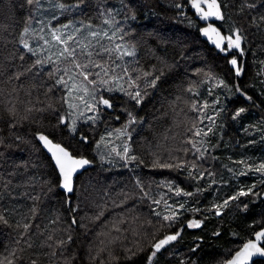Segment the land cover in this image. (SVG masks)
Here are the masks:
<instances>
[{
  "label": "trees",
  "instance_id": "16d2710c",
  "mask_svg": "<svg viewBox=\"0 0 264 264\" xmlns=\"http://www.w3.org/2000/svg\"><path fill=\"white\" fill-rule=\"evenodd\" d=\"M40 1L0 0V264H224L264 226V181L244 196L227 187L224 198L207 203L196 191L201 186L195 167L208 171L213 163L222 167L231 155L246 158L254 131L262 132L255 146L264 155V0H218L217 28L242 37L241 48L231 53L218 52L201 38L204 24L192 0H56L66 6L62 22L101 25L118 7L121 39L137 49L124 71L131 93H104L110 106L102 119L82 124L76 134L65 121L67 91L57 82L54 65L45 70L36 64L37 57L20 42ZM234 57L239 75L230 63ZM97 59L116 63L106 53ZM213 78L239 99L226 100L228 114L219 113L220 125L214 128L220 150L208 152V163H202L194 148L201 127L197 103ZM135 91L140 96L134 97ZM245 107L237 123L234 117ZM247 116L261 127H251ZM109 127L128 129V160L119 165L100 163L96 156ZM40 135L92 163L77 177L71 204ZM241 147L247 154L241 156ZM170 182L195 192L193 202L202 206L165 220L158 212L173 197L165 193ZM225 200L231 203L217 216ZM193 218L200 227L188 226ZM176 233L177 239L149 260L153 246Z\"/></svg>",
  "mask_w": 264,
  "mask_h": 264
},
{
  "label": "rangeland",
  "instance_id": "374dc122",
  "mask_svg": "<svg viewBox=\"0 0 264 264\" xmlns=\"http://www.w3.org/2000/svg\"><path fill=\"white\" fill-rule=\"evenodd\" d=\"M60 5L63 4L56 0H41L34 10V21L26 28L28 29L26 35L24 31L22 32L20 42L23 46L22 39L27 40L33 49L31 53L42 61L40 65L42 67L54 65L58 79L60 80L63 77L64 83L60 84L67 91V115L65 121L69 125L71 133L76 134L82 124H96L102 119V114L109 105L103 103L106 100L103 96L104 93H131L130 83L125 81L128 78L124 75V71L128 61L137 57V49L131 47L121 39V29L116 16L119 13L118 7L115 8L116 15L111 12L107 15V19L103 24L95 25L81 20H65L62 22V17L66 14L67 10L66 6L61 8ZM217 20L220 21V19ZM92 33H97V35L93 36ZM235 33L225 34L235 38ZM57 36L60 37L59 40L55 38ZM68 37H71V39H68ZM65 40H67L66 44L63 42ZM66 48H75L76 61L80 64H88V68L85 71L92 74L88 76L87 80L79 75L81 69L75 68L71 62V58L66 60L61 55V52ZM234 49L226 48L225 52L231 53ZM89 53L91 55H88ZM105 53L115 56L116 60L115 64H101L109 69L107 75L100 68L94 67V63L99 64L97 56ZM128 53L133 54L129 55ZM64 55L66 56L67 52ZM235 59L238 61L237 66H234L236 68L239 66V60L238 58ZM65 69H68L67 74H65ZM110 70H113L114 74ZM96 73H99V75H96ZM262 78L264 79V73L262 74ZM210 83L211 85L207 90L203 91L205 97H202L197 103V109L200 111L201 127L200 134L195 140L194 148L202 163L207 162L208 152H216L219 149V145L221 146V141L219 138H216L215 133L217 131L214 128L217 127L220 121L218 117L219 113H222V115L228 114L226 100L229 102L239 99L238 94L234 96L229 87H224L225 83L221 79L213 78L210 80ZM136 93L137 91L133 93L134 97ZM215 94L216 98L214 97ZM246 109L247 107H245L243 112H246ZM231 112H234V109ZM243 112L238 116L236 115L234 121L241 118ZM247 117L251 121V123L248 122L251 127L254 129L261 127L256 122H253L250 116ZM261 133L255 131L250 133L249 143L251 145L248 154L245 151V147H241L240 154L243 156L246 152V158L242 157L238 159L231 155L229 159L222 163V167L215 166L213 163L209 165L211 170L208 171L201 166L195 167L196 182L201 186L196 191H199L205 202L210 203L220 196L224 198L227 187L231 189L235 186V194L241 191L250 193L249 189L252 190L260 180H264V170H257L261 164H264V155L260 156L261 153H257L258 147L255 146L256 137ZM125 149H127V152ZM128 150V129L126 127H109L101 135L97 143L96 156L100 163L119 165L128 160ZM236 164L238 167L235 166ZM221 179H224V181ZM137 183L141 186L139 180ZM164 187L165 193L170 194L171 192L173 194L170 200L166 198L164 202L166 205L163 210H160L161 212H158L164 217L169 216L173 217L170 220H176L182 216L181 212H193L192 210L202 206L201 204L196 205L193 202H196L195 198L197 195H195V192L173 188L172 182L165 183ZM178 190L179 195H177ZM186 193H190V195H186ZM68 198V203L70 201L71 204L70 196ZM229 203L226 206L218 207L216 215L222 217ZM218 212L219 214H217ZM192 220L196 219L193 218L187 223L189 224ZM174 241L169 242L167 245ZM163 247H166V245Z\"/></svg>",
  "mask_w": 264,
  "mask_h": 264
},
{
  "label": "snow or ice",
  "instance_id": "6c2138e0",
  "mask_svg": "<svg viewBox=\"0 0 264 264\" xmlns=\"http://www.w3.org/2000/svg\"><path fill=\"white\" fill-rule=\"evenodd\" d=\"M32 2H33V0H28V3H32ZM201 3L208 5V11H205L201 7ZM192 4H193V7H195L198 11L201 12L204 19H208L209 17H216L218 19L222 18L220 4H219L218 0H192ZM252 6L253 5H249V7H252ZM60 7L63 8L64 5H60ZM178 7H179V5H178ZM262 19H264V17H262ZM203 31H204L205 35H208L211 32L217 36V40L213 41L214 43L217 44V47L221 46L220 41L226 40L228 49H231V48L240 49L241 48L242 37L239 35L238 31L235 33V38H233V36H231V35H229L227 37L222 36L218 32V30L216 28L212 27L211 25H209V27L203 29ZM24 32L26 35L28 32V29H25ZM92 35L95 36V35H97V33H92ZM55 38L57 40L60 39L59 36H57ZM68 39H71V37H68ZM63 42L66 44L67 40H65ZM22 43H23L24 48L28 49L30 52L33 51V49L30 47L27 40L22 39ZM221 50H225V49L222 48ZM106 51H107V49H106ZM65 52H67L66 56L64 55ZM75 52H76L75 48H72V49L66 48L63 52H61V55L64 56V58L66 60L71 58V62L74 64L75 68L81 69V71L79 72V75L83 76L84 79L87 80L88 76L91 75L92 73L85 71L88 68V64H80L76 61ZM128 54L132 55L133 53H128ZM88 55H91V53H89ZM40 63H42V61H40V60L36 61V64H40ZM230 63L233 66H237L238 61L234 58L230 61ZM94 67L100 68L105 73V75L108 74L109 69L105 68L103 65L94 63ZM64 71H65V74H67L68 69H65ZM241 71H242V69L240 67H236V74L237 75H239L241 73ZM96 75H99V73H96ZM57 82L58 83H64L63 77H61L60 80ZM154 83H155V81H153L152 86H154ZM136 96L137 97L140 96V93L137 92ZM249 99H250V97H249ZM139 102L140 101L138 100L137 103H139ZM103 103L105 105H108L109 102L107 100H104ZM243 111H244L243 108L239 109L237 111L236 115L238 116ZM195 134L199 135L200 133L196 132ZM39 139L44 142L45 146L48 147V150L52 153V156L55 159V163L58 166L60 174L63 178L62 187L64 189H66L68 192H71L72 191V183H71L72 182V174L76 171L77 167H82L83 165L88 164L89 161L77 160V159L73 158L70 155V153L67 152L66 149L61 147L59 144H53L52 141L49 140L48 137H46L44 135H40ZM125 151L127 152V149H125ZM130 159L136 160V157L132 156ZM160 166L161 167H172V165H168V164H163ZM257 170H264V164H261ZM250 191H251V189H249V192ZM179 194L180 193L178 190L177 195H179ZM248 194H249L248 192L241 191L240 193H238V196H244V195H248ZM186 195H190V193H186ZM238 196H233V197H231V199L235 200L238 198ZM156 202L158 203L159 201H156ZM228 203H229V201L225 200L224 205L218 206V207L226 206ZM181 207H183V206L181 205ZM217 214H219V212ZM3 219L4 218L2 216H0V220H3ZM164 219L170 220V219H173V217L165 216ZM4 222L7 223L6 220H4ZM73 222H75V221H73ZM201 223L202 222L199 220H192L189 222L188 226L193 227V228L200 227ZM178 235H179V233L166 236L164 239H162L158 243H156L153 246L155 251H153L150 254L149 260L151 259L152 256H155L156 253L159 252L163 246L167 245L171 241L176 240ZM262 244H264V229H262L259 232H256L254 234V238L249 239L247 242H245L243 244V246L238 251H236L230 259H227L224 261V264H249V262L252 260L253 257L264 258V246H261Z\"/></svg>",
  "mask_w": 264,
  "mask_h": 264
},
{
  "label": "water",
  "instance_id": "95a60500",
  "mask_svg": "<svg viewBox=\"0 0 264 264\" xmlns=\"http://www.w3.org/2000/svg\"><path fill=\"white\" fill-rule=\"evenodd\" d=\"M201 7H202L205 11H208V5H207V4L201 3ZM220 9H221V6H220ZM197 16L200 17L201 21H202L203 24H204L203 27H201V29H200V36H201V38H202L203 40H205L206 42L210 43V44H211V45H212V46H213L218 52H222V51H224V50H221V49H222V48H223V49L226 48V46H227V41H226V40H224V41H220V45H221V46H220V47H217V44L213 42V41L217 40V36H216L214 33H211V32H210L208 35H205V34H204V31H203V29H205V28L209 27V25H211L212 27L216 28V29L218 30V32H219L222 36L227 37V35H226L225 33H223L222 31H220V30L217 28V26H216V24H215V21H216L217 18H216V17H209L208 19H204L203 16H202V14H201V12L198 11V10H197ZM44 136H46V135H44ZM46 137H48V136H46ZM48 139L51 140L53 144H59V143L54 142V141H53L52 139H50L49 137H48ZM40 143H41L42 148H43L44 151L46 152V154H47V155L51 158V160L53 161L54 166L56 167V169H57V171H58V173H59V175H60V178H61L60 188H61V190H62L67 196H71V195H73L74 192H75L76 179H77V177H79V176L82 175L84 172H86V171L91 167V165H92L90 159H89V158H85V157H77V156H74V155L71 153V151H69L65 146H63L62 144H59L61 147H63L64 149H66L67 152L70 153V155H71L73 158H75V159H77V160H87V161H89L88 164H85V165H83L82 167H77V168H76V171L72 174V182H71V183H72V191H71V192H68L66 189H64V188L62 187V184H63V178H62V176H61V174H60V171H59L58 166H57L56 163H55V159L53 158L52 153L48 150V147L45 146V144H44L43 141L40 140ZM262 197H263V199H264V193H263ZM69 204H70V201H69ZM262 229H264V226H263L262 228H260L257 232L261 231ZM253 238H254V236H253ZM253 238H252V239H253ZM261 246H263V244H262ZM237 251H238V250H237ZM232 256H233V255H232ZM260 260H263V261H264V258H262V257H253L252 260L249 262V264H255L257 261H260Z\"/></svg>",
  "mask_w": 264,
  "mask_h": 264
},
{
  "label": "bare ground",
  "instance_id": "6f19581e",
  "mask_svg": "<svg viewBox=\"0 0 264 264\" xmlns=\"http://www.w3.org/2000/svg\"><path fill=\"white\" fill-rule=\"evenodd\" d=\"M20 35H21V34H20ZM17 46H18V45H17ZM18 48H19V46H18ZM23 48H24V47H23ZM23 48H22V49H23ZM24 49H26V48H24ZM20 50H21V49H20ZM21 52L24 53V51H21ZM26 54H27V53H26ZM25 56H26V55H25ZM25 56H24V54H23V57H25ZM28 56H29V55H28ZM23 57H22V59H23ZM29 58H30V57H29ZM33 58H34V57H33ZM25 59H28L27 56L25 57ZM25 59H23V60L26 61V62H31V60H32V59H29L30 61H27V60H25ZM37 60H39V59H37ZM34 61H36V59H34ZM34 61H33V62H34ZM38 65H39V64H38ZM40 66H42V65H40ZM40 66H39V67H40ZM46 67H47V66H44L45 70H46ZM49 67H50V65H49ZM37 68H38V67H37ZM40 69H41V68H40ZM41 70H42V72H44L43 69H41ZM38 71H39V68H38ZM45 72H46V71H45ZM38 74H39V76L41 75V73H39V72H38ZM235 118H236V117H235ZM237 119H238V118H237ZM235 120H236V119H235ZM237 122H238V121H237ZM239 123H240V119H239ZM241 124H242V123H241ZM241 124H240V127H241ZM242 126H243V125H242ZM242 128H243V127H242ZM241 130H243V129H241ZM240 132H241V131H240ZM235 162H236V161H235ZM235 166L238 167L237 164H236ZM237 167H236V168H237ZM191 243H193V242H190L189 245H192V249H193L194 246H193V244H191ZM189 245H188V246H189ZM197 246H198V244H197ZM189 247H190V246H189ZM201 247H202V246H201ZM202 248H203V247H202ZM197 249H198V248H197ZM198 250H199V249H198ZM198 250H196L195 252H197ZM201 250H202V249H201ZM190 251H192V250L190 249ZM199 251H200V250H199ZM203 263H206V262L204 261Z\"/></svg>",
  "mask_w": 264,
  "mask_h": 264
},
{
  "label": "flooded vegetation",
  "instance_id": "af4514ba",
  "mask_svg": "<svg viewBox=\"0 0 264 264\" xmlns=\"http://www.w3.org/2000/svg\"><path fill=\"white\" fill-rule=\"evenodd\" d=\"M261 100L263 101V99H261ZM250 101H251V98H250L249 102H250ZM220 117H221V116H219V118H220ZM219 123H220V122H218L217 126L220 125ZM225 127H226V126H224L223 129H224ZM261 181L263 182L264 180H261Z\"/></svg>",
  "mask_w": 264,
  "mask_h": 264
}]
</instances>
